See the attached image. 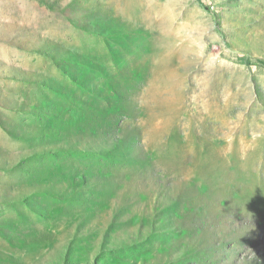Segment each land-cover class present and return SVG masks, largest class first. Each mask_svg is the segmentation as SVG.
I'll list each match as a JSON object with an SVG mask.
<instances>
[{"label": "rangeland", "instance_id": "374dc122", "mask_svg": "<svg viewBox=\"0 0 264 264\" xmlns=\"http://www.w3.org/2000/svg\"><path fill=\"white\" fill-rule=\"evenodd\" d=\"M264 0H0V264H264Z\"/></svg>", "mask_w": 264, "mask_h": 264}, {"label": "trees", "instance_id": "16d2710c", "mask_svg": "<svg viewBox=\"0 0 264 264\" xmlns=\"http://www.w3.org/2000/svg\"><path fill=\"white\" fill-rule=\"evenodd\" d=\"M261 65L264 67V62H261Z\"/></svg>", "mask_w": 264, "mask_h": 264}]
</instances>
